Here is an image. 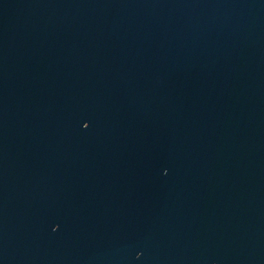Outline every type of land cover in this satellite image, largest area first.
<instances>
[{
    "label": "water",
    "instance_id": "1",
    "mask_svg": "<svg viewBox=\"0 0 264 264\" xmlns=\"http://www.w3.org/2000/svg\"><path fill=\"white\" fill-rule=\"evenodd\" d=\"M0 264H264V145L0 94Z\"/></svg>",
    "mask_w": 264,
    "mask_h": 264
}]
</instances>
